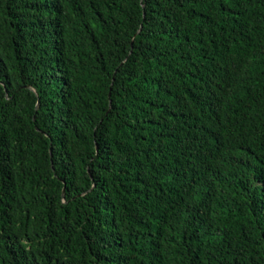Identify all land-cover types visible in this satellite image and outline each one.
<instances>
[{
    "label": "trees",
    "instance_id": "trees-1",
    "mask_svg": "<svg viewBox=\"0 0 264 264\" xmlns=\"http://www.w3.org/2000/svg\"><path fill=\"white\" fill-rule=\"evenodd\" d=\"M0 264H264V0H0Z\"/></svg>",
    "mask_w": 264,
    "mask_h": 264
}]
</instances>
